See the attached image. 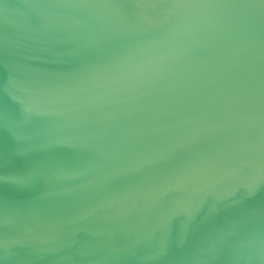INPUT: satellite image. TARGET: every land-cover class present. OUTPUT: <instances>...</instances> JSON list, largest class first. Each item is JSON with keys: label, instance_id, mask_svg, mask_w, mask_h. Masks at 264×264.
<instances>
[{"label": "water", "instance_id": "95a60500", "mask_svg": "<svg viewBox=\"0 0 264 264\" xmlns=\"http://www.w3.org/2000/svg\"><path fill=\"white\" fill-rule=\"evenodd\" d=\"M0 264H264V0H0Z\"/></svg>", "mask_w": 264, "mask_h": 264}]
</instances>
